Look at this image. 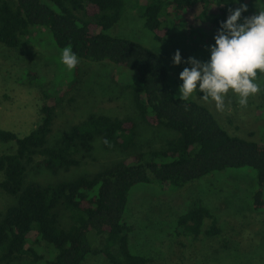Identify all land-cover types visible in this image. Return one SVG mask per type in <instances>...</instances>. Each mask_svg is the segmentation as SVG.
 <instances>
[{
    "label": "trees",
    "instance_id": "trees-1",
    "mask_svg": "<svg viewBox=\"0 0 264 264\" xmlns=\"http://www.w3.org/2000/svg\"><path fill=\"white\" fill-rule=\"evenodd\" d=\"M126 1L0 0V55L21 48L24 37L32 34L30 29L39 27L51 35L58 49L71 46L81 62L110 64L135 74L121 81L130 90L133 117L92 108L70 125L54 146L47 147L62 99L43 91L39 122L27 135L19 137L0 129V144L8 146L0 153V190L13 200L0 212V264H82L89 255L102 256L107 264L154 263L131 251L132 227L123 219L129 193L138 185L157 183L179 189L215 172L249 168L256 174L251 208L264 209V144L230 136L208 110L175 95L168 69L156 54L106 33L121 19ZM234 4L235 0H147L140 18L153 40L162 44L172 29L185 28L198 5L210 16L215 35L226 20L224 8ZM76 84L77 79L70 87L74 89ZM229 98L236 97L229 94ZM140 122L172 131L175 136L147 157L136 151L89 176L46 185L26 182V174L34 166L51 174L79 167L91 154L96 139L106 150L118 147L129 151L136 146ZM159 158L166 162L157 163ZM184 201L174 225L171 264H196L202 240L219 237L226 243L215 213L199 199ZM60 210L67 214V226L60 222ZM90 233L92 243L100 238L98 248L91 246ZM227 238L234 240L243 255L256 249L240 235ZM41 244L48 246L50 254ZM241 256H234L237 262ZM263 257L258 252L253 261L263 264Z\"/></svg>",
    "mask_w": 264,
    "mask_h": 264
},
{
    "label": "rangeland",
    "instance_id": "rangeland-1",
    "mask_svg": "<svg viewBox=\"0 0 264 264\" xmlns=\"http://www.w3.org/2000/svg\"><path fill=\"white\" fill-rule=\"evenodd\" d=\"M147 0L126 1L121 19L106 33L111 37L125 39L146 47L156 54L168 69L175 95L179 96V86L183 83L179 74L186 63L173 64L176 50L181 53L182 61L194 57L201 62L210 59L209 46L215 44L210 16L198 5L188 16L189 22L184 29H172L164 43L155 42L151 34L143 28L140 18L141 6ZM247 4V11L242 13L248 17L258 12V6L264 0H239L231 7ZM230 8H224L227 19ZM203 14V15H202ZM168 25V24H166ZM32 33L23 39V46L15 51H2L0 55V127L11 131L19 137L27 135L39 122L38 108L43 103L41 92L45 91L52 98L62 99L53 120L51 132L47 137V147H52L70 125L84 116L90 109L118 117H133L135 109L131 104L130 90L121 81H128L135 74L130 70L117 69L110 64H89L81 62L77 71L68 72L59 63L60 50L51 35L43 28L32 27ZM77 79L74 89L70 86ZM134 79V78H133ZM264 88V77L258 81ZM231 94V93H230ZM202 95H194L190 100L202 106L215 118L219 125L230 135L264 144V91L249 99L248 107L242 109L236 98L226 99L223 112L217 111L214 103L202 100ZM73 99V101H70ZM136 146L123 151L118 147L104 149L102 141L93 142V150L79 167L69 171L51 174L40 166H34L26 174V182H37L41 185L54 184L72 180L78 176H89L94 171L112 166L124 160L129 154L142 151L147 155L160 150L175 133L159 127H149L140 122ZM8 146L0 144V153ZM148 160V158H147ZM157 163L166 162L156 159ZM0 174V181H1ZM256 174L249 168L229 169L215 172L184 188H166L153 183L134 187L128 198L123 214L124 221L132 227L129 235V247L134 254L144 255L154 261L152 264H171L168 262L172 254L175 239L174 225L179 216L184 200L190 197L201 200L219 219L222 227V238L202 240L195 256L196 264H255L256 253L264 256V209L253 211L252 194L255 189ZM264 198V195H263ZM13 200L0 190V212H3ZM182 211V210H181ZM60 222L69 224L67 214L62 210ZM93 233L88 234L91 246L98 248L100 238L92 243ZM240 235L254 251L247 255L238 252L234 240L228 236ZM50 254L48 246L41 244ZM235 255H242L237 262ZM262 263L264 264V257ZM82 264H107L102 256L89 255Z\"/></svg>",
    "mask_w": 264,
    "mask_h": 264
},
{
    "label": "clouds",
    "instance_id": "clouds-1",
    "mask_svg": "<svg viewBox=\"0 0 264 264\" xmlns=\"http://www.w3.org/2000/svg\"><path fill=\"white\" fill-rule=\"evenodd\" d=\"M247 10V4L243 3L229 9L227 19L220 23L214 36L215 44L209 46V60L201 62L189 57L182 61L180 51L176 50L173 64L191 65L179 74L183 81L178 89L181 101L187 102L197 92L203 93V101L214 103L217 111L223 112L230 93L239 107L246 109L249 99L264 91L258 82L264 77V4L241 22L242 13ZM59 63L72 72L80 60L71 46H66L60 50Z\"/></svg>",
    "mask_w": 264,
    "mask_h": 264
},
{
    "label": "crops",
    "instance_id": "crops-1",
    "mask_svg": "<svg viewBox=\"0 0 264 264\" xmlns=\"http://www.w3.org/2000/svg\"><path fill=\"white\" fill-rule=\"evenodd\" d=\"M0 129H2L1 127H0ZM3 130V129H2Z\"/></svg>",
    "mask_w": 264,
    "mask_h": 264
}]
</instances>
